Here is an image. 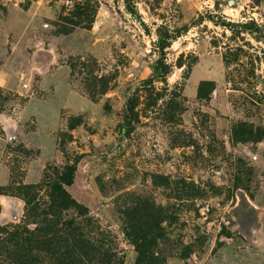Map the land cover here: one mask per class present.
I'll list each match as a JSON object with an SVG mask.
<instances>
[{
	"label": "rangeland",
	"instance_id": "374dc122",
	"mask_svg": "<svg viewBox=\"0 0 264 264\" xmlns=\"http://www.w3.org/2000/svg\"><path fill=\"white\" fill-rule=\"evenodd\" d=\"M135 5L0 0V225H26L16 187L39 184L85 242L71 264H264V0Z\"/></svg>",
	"mask_w": 264,
	"mask_h": 264
},
{
	"label": "trees",
	"instance_id": "16d2710c",
	"mask_svg": "<svg viewBox=\"0 0 264 264\" xmlns=\"http://www.w3.org/2000/svg\"><path fill=\"white\" fill-rule=\"evenodd\" d=\"M126 8L137 18H140V14L136 8L135 0H125ZM141 19V18H140ZM244 30L261 31L262 27L255 23H244L241 24ZM187 29V27L185 28ZM180 32V31H179ZM178 36L177 33L173 31H167L158 36L156 41V46L159 50V58L156 60L153 66V74L149 78V81L154 82L158 79H165L172 70V64L168 62L166 56V49L170 46L172 40ZM135 98L133 97L129 101V110L134 112ZM66 171L59 173L58 180L56 183V192L60 197L61 205L63 210L69 208H75L77 205L72 204L65 198L67 196V190L65 189V184H69ZM18 196H22L26 201V213L25 220L26 225H13L6 226L3 228L0 225V248H3L6 255H11L12 253L17 258H20L21 264H28L32 259V249L37 246L38 248H46L48 251H57L62 256V262L64 264H71L74 259V253H76L77 245L83 246L84 241L81 237L76 235V230L72 225L66 220L62 222L59 226L55 219H51L49 216L56 215L52 211L51 207H42L38 201L39 195V184H28L22 185L21 187H16ZM41 223H45L44 227L36 228L31 230L27 224L32 218H42ZM39 223V221H35ZM75 225V224H74ZM36 233H38L36 235ZM36 237V239H34ZM35 243V246L33 245ZM2 249H0L1 252ZM2 254V253H0Z\"/></svg>",
	"mask_w": 264,
	"mask_h": 264
}]
</instances>
